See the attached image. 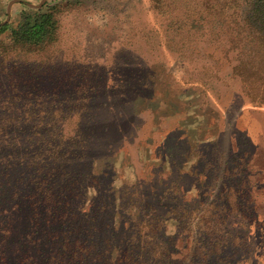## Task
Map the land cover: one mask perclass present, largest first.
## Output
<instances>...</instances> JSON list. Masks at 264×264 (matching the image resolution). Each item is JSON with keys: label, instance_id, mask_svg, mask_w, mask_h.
Returning <instances> with one entry per match:
<instances>
[{"label": "trees", "instance_id": "16d2710c", "mask_svg": "<svg viewBox=\"0 0 264 264\" xmlns=\"http://www.w3.org/2000/svg\"><path fill=\"white\" fill-rule=\"evenodd\" d=\"M57 9L54 4L21 12L15 27L0 22V264H237L248 256L249 224L258 222L239 130L232 124L228 136L212 140H191L189 134L170 142L167 135L160 158V169L166 164L167 172L151 183H136L134 192L114 188L119 144L137 126L136 116L151 107L154 93H145L148 79L140 70L117 73L114 83L106 70L101 84H94L91 74L76 67L55 77L37 66L21 67L19 54L56 41ZM242 21L263 37L264 0H253ZM234 69L244 77L240 63ZM250 71L246 79L254 83L249 78L257 72ZM73 112L76 129L64 136L61 122ZM245 140L252 145L246 135ZM183 143L188 157L180 155ZM99 150L112 155L104 183L83 170ZM189 178L194 188L206 187V197L186 199L181 186ZM230 190L235 192L229 196ZM120 206L129 217L123 222L117 218ZM133 208L136 214L130 215ZM167 208L172 214L163 213ZM171 223L176 239L168 230ZM238 228L246 231L242 237ZM181 229L187 251L173 259Z\"/></svg>", "mask_w": 264, "mask_h": 264}, {"label": "rangeland", "instance_id": "374dc122", "mask_svg": "<svg viewBox=\"0 0 264 264\" xmlns=\"http://www.w3.org/2000/svg\"><path fill=\"white\" fill-rule=\"evenodd\" d=\"M12 1L0 0V22L11 27L18 24L21 12L58 5L56 41L41 51L19 54L24 69L37 66L55 77L76 67L80 73L91 74L94 84H101L106 70L112 73L109 83L119 80L117 73L134 74L137 70L148 79L145 93H154L148 102L152 110L150 107L136 116L137 126L119 144L123 145L114 159L111 182L119 191L134 192L136 183H151L162 170L167 172L166 164L160 169L167 135L170 142L176 137L184 140L189 134L191 140H212L217 134L228 136L234 124L240 132V153L247 160L245 180L258 222L249 224L250 256L240 257L237 264H264V36L253 35L242 21L253 0H44L40 7L35 6L42 0ZM18 52L7 55L14 57ZM239 63L245 78L234 69ZM250 70L257 72L249 78L255 79L254 83L246 79L254 72ZM77 118L73 112L62 120L64 136L76 129ZM186 146L183 143L180 155L188 157ZM110 154L95 152L83 170L94 173L92 178L100 176L98 181L104 183L111 169ZM170 178L175 179L174 175ZM191 181L186 179L181 186L186 199L206 197V187L194 188ZM227 191L220 193L226 195ZM96 193L99 207L103 195L99 190ZM182 206L181 200L179 208ZM123 209L120 206L119 212ZM132 213L136 214L134 208ZM163 213L172 214L169 208ZM118 217L122 222L129 219L122 213ZM174 226H168L171 233ZM183 229L173 241V259L187 251L185 240H181L186 232ZM236 230L238 237L246 233L244 228Z\"/></svg>", "mask_w": 264, "mask_h": 264}, {"label": "water", "instance_id": "95a60500", "mask_svg": "<svg viewBox=\"0 0 264 264\" xmlns=\"http://www.w3.org/2000/svg\"><path fill=\"white\" fill-rule=\"evenodd\" d=\"M14 1H16V0H14ZM14 1H12V2H14ZM12 2H11V3H12ZM43 2H44V0H42V1L39 3V5H36L35 7H40V6L43 4ZM11 3H10V4H11Z\"/></svg>", "mask_w": 264, "mask_h": 264}]
</instances>
